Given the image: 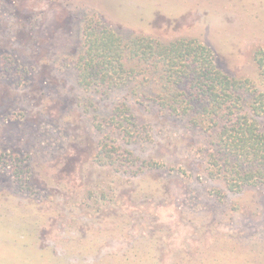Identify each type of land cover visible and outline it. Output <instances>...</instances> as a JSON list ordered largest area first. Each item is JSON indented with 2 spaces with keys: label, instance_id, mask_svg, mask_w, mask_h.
<instances>
[{
  "label": "rangeland",
  "instance_id": "374dc122",
  "mask_svg": "<svg viewBox=\"0 0 264 264\" xmlns=\"http://www.w3.org/2000/svg\"><path fill=\"white\" fill-rule=\"evenodd\" d=\"M89 26L193 40L264 94V0H0V264H264V181L214 174L213 136L154 101L151 67L81 84Z\"/></svg>",
  "mask_w": 264,
  "mask_h": 264
},
{
  "label": "trees",
  "instance_id": "16d2710c",
  "mask_svg": "<svg viewBox=\"0 0 264 264\" xmlns=\"http://www.w3.org/2000/svg\"><path fill=\"white\" fill-rule=\"evenodd\" d=\"M95 29H85L78 66L81 84L115 87L127 83L137 70L126 66L127 56L151 67L162 84L154 101L172 115L193 113L192 124L213 136L222 157L212 156L213 165L220 168L214 174L226 175L232 191L264 181V132L256 119L264 114V94L255 85L223 74L212 51L193 40L168 45L145 37L124 41L112 30ZM258 61L264 67L263 58ZM247 95L252 99L246 100ZM123 118L117 108L110 120ZM110 149L105 144L100 151L112 159Z\"/></svg>",
  "mask_w": 264,
  "mask_h": 264
}]
</instances>
